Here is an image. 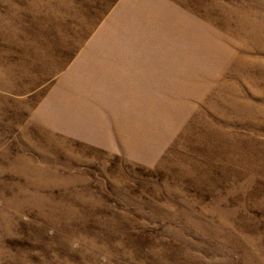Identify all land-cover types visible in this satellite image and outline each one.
<instances>
[{
    "label": "rangeland",
    "instance_id": "1",
    "mask_svg": "<svg viewBox=\"0 0 264 264\" xmlns=\"http://www.w3.org/2000/svg\"><path fill=\"white\" fill-rule=\"evenodd\" d=\"M0 264H264V0H0Z\"/></svg>",
    "mask_w": 264,
    "mask_h": 264
},
{
    "label": "bare ground",
    "instance_id": "2",
    "mask_svg": "<svg viewBox=\"0 0 264 264\" xmlns=\"http://www.w3.org/2000/svg\"><path fill=\"white\" fill-rule=\"evenodd\" d=\"M140 97V96H139ZM143 97V96H142Z\"/></svg>",
    "mask_w": 264,
    "mask_h": 264
}]
</instances>
